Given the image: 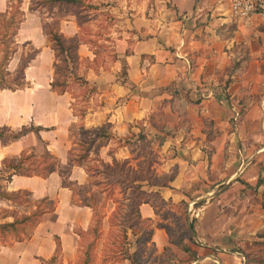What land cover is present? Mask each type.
<instances>
[{"label":"crops","instance_id":"0c3cea01","mask_svg":"<svg viewBox=\"0 0 264 264\" xmlns=\"http://www.w3.org/2000/svg\"><path fill=\"white\" fill-rule=\"evenodd\" d=\"M123 8L127 16L118 39L123 53L101 60L79 40L75 71L93 91L80 121L118 140L139 124L162 137L161 168L169 175L142 188L163 203L183 206L187 231L173 242L158 207L143 202L139 214L153 222L157 250L172 246L177 264H264V17L237 19L230 0H131ZM60 31L79 39L77 30ZM83 61L89 65L81 67ZM51 81L45 91L0 89V128L41 127L0 139V190L38 194L41 186L43 196L56 195L58 213L77 205L57 170L46 178L15 174L7 180L3 164L28 149L42 155L38 140L60 164H69L76 145L69 143V129L77 115L66 92L56 93ZM77 207L78 224L89 226L88 206ZM31 230L21 240H0V264H49L57 242L65 247L72 238L61 215L56 221L43 217Z\"/></svg>","mask_w":264,"mask_h":264},{"label":"rangeland","instance_id":"374dc122","mask_svg":"<svg viewBox=\"0 0 264 264\" xmlns=\"http://www.w3.org/2000/svg\"><path fill=\"white\" fill-rule=\"evenodd\" d=\"M9 3L10 0H0V12H4ZM29 3L28 0H23L22 8L27 15L14 38V41L18 42L19 51L8 65L10 72L14 74L21 55L34 57L26 68L28 70L25 72L26 85L22 89L33 88L45 91L46 88L49 89L47 85L56 75L55 69L52 68L53 52L44 31L46 22L58 21L60 30H64L66 35L77 30L78 40L82 39L86 42L89 49L97 53V57H102L101 60L111 59L118 53H123V48L118 45V39L121 36L120 33L124 32V30L121 31L123 29L121 27L127 15L122 12L125 11L123 7L130 4L131 0H84V4H77L73 7H58L59 9L53 8V10L41 8L39 11L28 10ZM13 45H16L15 42ZM2 49L0 45V58L4 55ZM84 49L87 51L86 48ZM100 62L99 60L97 64ZM84 64L88 66L89 62L83 61L81 67H85ZM69 71L64 74L68 78L66 102H69L77 115V120L72 122L69 129V143L70 145L76 144L71 148V151L76 153L79 150V143L90 140L96 132L86 129L80 121V117L92 104L93 91L91 84L82 82L85 77L79 73L81 71L76 72L75 69ZM26 128L27 131L41 130V127L34 125H28ZM22 130L25 129L3 130L4 136L1 140H9L11 136ZM118 139L113 136V133L102 134V138L97 139L99 142L92 147L93 150L84 161L83 168L74 167L66 162L56 169L62 182L63 179H67L74 184L75 191L70 189L73 204L83 206L86 203L89 205L88 211L92 213L89 226L83 227L78 224L82 210L77 206L67 205V208H62L57 213L56 195L43 196L44 191L41 186L37 190L38 194L31 192L30 196L22 194L23 201L15 203L11 206L12 208L7 207L9 204L0 205V215L3 212L6 213L2 219L10 217L11 211L16 216H20L35 210L36 206L46 209L43 217L51 221H56L57 215H61V224L72 234V238L65 247L61 246L60 241L57 242L54 261L48 260L49 264H177V256L172 246L159 251L152 244L153 222L141 218L138 212V202L143 197H135V192L131 188L132 181L125 182V184L115 182L112 186L114 192L109 194L104 179L103 165L99 161L104 159L112 165L117 161L122 164L121 169L130 175L133 174L132 170L138 173L139 164H141L143 175L147 179L142 182V185L147 188L149 183H161L164 181L162 179H166L169 175L161 168L164 156L161 152L163 139L157 134L153 135L143 124H139L138 128L126 137ZM31 150L33 149H28V151ZM46 150L45 143L38 140L37 153L40 155ZM2 184L6 183L2 182ZM5 191L7 192L6 189ZM147 197L158 207L161 224H167L172 241L181 242L187 231L184 222V207L163 203L155 193H149ZM43 223L42 227L47 226L45 222ZM33 227L29 228V232Z\"/></svg>","mask_w":264,"mask_h":264},{"label":"trees","instance_id":"16d2710c","mask_svg":"<svg viewBox=\"0 0 264 264\" xmlns=\"http://www.w3.org/2000/svg\"><path fill=\"white\" fill-rule=\"evenodd\" d=\"M30 3L28 5V10L30 11H39L41 8H46L48 10H53L54 7H73L77 4H84V0H28ZM23 0H10V3L7 9L4 12H0V45L3 48V57L0 58V89H9V90H18L22 89L26 85V68L28 67L31 60L34 58L32 55L26 57L21 55L19 58V64L15 70V73H11L9 70V62L15 54L18 53V42L14 41L16 37L17 30L20 25L24 22L27 12L22 8ZM45 35L48 38L50 47L55 55V62L53 67L55 69V76L51 81V87L57 93L63 94L68 91V78L64 76L65 73L70 72V69H75L77 61V49L79 46L78 38H65L60 31L58 21L46 22L44 25ZM15 42L16 45H13ZM12 44V45H11ZM11 45V46H10ZM9 51V52H8ZM82 80V79H79ZM83 83H87L84 79ZM21 132L11 136V139L19 138L21 135L27 132L26 126H23ZM3 130H10L9 127L4 126L0 128V139H3L4 133ZM94 136L90 140L79 143V150L74 153H69V164L70 165H83L84 161L90 155L92 147L99 142L97 139L102 138V134L97 131L93 133ZM103 165L104 179L107 183L109 194H113L115 182H123V184L132 181V191L135 192V197H140L142 199L138 202V212L139 206L143 202H148L149 193L142 188V182L146 179V176L143 175L142 165L139 164V171L127 173L124 169H121L122 164L115 161L114 164L105 162L103 159L99 160ZM5 168L8 172L7 180H10L13 175H27V176H41L43 178L48 177L53 171H55L60 166L59 159L53 155L49 150H46L43 155L39 157L36 156L34 150L28 151L25 150L22 152L21 156L18 159H6L3 161ZM121 165V166H120ZM100 184V182H97ZM63 185L69 189L75 191L74 184L67 179H63ZM25 194L30 196V192L26 190H21L17 192L8 193L6 191L0 190V199L7 200L15 203H20L23 201L21 195ZM86 206V203L84 204ZM6 211V210H5ZM46 213V209L36 206V209L28 213L21 214L16 216L13 211L9 213L12 216V221H0V240L5 243L9 238H16L21 240L30 227H33L38 223L43 215ZM5 212L0 215V219L5 217ZM193 229V226L188 227ZM177 243V242H176ZM181 247L184 251L191 253V250L186 245L182 244ZM169 247H166L168 249ZM53 257L50 261H54Z\"/></svg>","mask_w":264,"mask_h":264},{"label":"built area","instance_id":"2783aa9c","mask_svg":"<svg viewBox=\"0 0 264 264\" xmlns=\"http://www.w3.org/2000/svg\"><path fill=\"white\" fill-rule=\"evenodd\" d=\"M233 16L237 19L264 17V0H230ZM239 112L236 113L238 118Z\"/></svg>","mask_w":264,"mask_h":264}]
</instances>
